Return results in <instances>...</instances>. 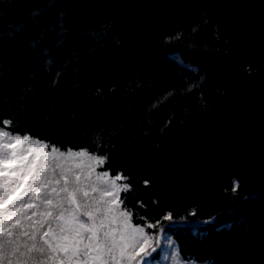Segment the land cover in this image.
Returning a JSON list of instances; mask_svg holds the SVG:
<instances>
[{"label": "trees", "instance_id": "obj_1", "mask_svg": "<svg viewBox=\"0 0 264 264\" xmlns=\"http://www.w3.org/2000/svg\"><path fill=\"white\" fill-rule=\"evenodd\" d=\"M5 120L106 157L182 260L264 264V0H0Z\"/></svg>", "mask_w": 264, "mask_h": 264}, {"label": "snow or ice", "instance_id": "obj_2", "mask_svg": "<svg viewBox=\"0 0 264 264\" xmlns=\"http://www.w3.org/2000/svg\"><path fill=\"white\" fill-rule=\"evenodd\" d=\"M2 124L0 264H132L149 254L152 237L122 208L130 185L117 182L127 177L95 173L91 162L102 166L106 157L61 150L6 130L10 120Z\"/></svg>", "mask_w": 264, "mask_h": 264}, {"label": "rangeland", "instance_id": "obj_3", "mask_svg": "<svg viewBox=\"0 0 264 264\" xmlns=\"http://www.w3.org/2000/svg\"><path fill=\"white\" fill-rule=\"evenodd\" d=\"M51 149H46L45 151H50ZM95 167V173H103L99 170L100 166L96 165L94 161L91 162ZM93 173L92 179L95 180L96 176ZM109 177H111L109 175ZM117 183H125L124 181H118ZM92 195H96V193H92ZM123 208V207H122ZM132 223V221H131ZM133 224V223H132ZM149 223H146L143 227L145 229V234L152 237L151 248L145 246L146 251L149 253L148 255H144L141 252L140 256L136 258V260L132 261V264H198L193 261H184L182 260L177 253L176 247L172 241V238L167 235L163 230L156 231L154 227H147ZM135 225V224H133ZM139 226V225H135ZM155 249L153 251L152 249ZM158 256L157 262H152V259ZM143 257V259H141Z\"/></svg>", "mask_w": 264, "mask_h": 264}]
</instances>
